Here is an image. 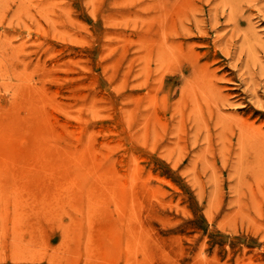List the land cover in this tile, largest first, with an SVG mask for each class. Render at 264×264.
<instances>
[{
    "label": "rangeland",
    "instance_id": "1",
    "mask_svg": "<svg viewBox=\"0 0 264 264\" xmlns=\"http://www.w3.org/2000/svg\"><path fill=\"white\" fill-rule=\"evenodd\" d=\"M0 264H264V0H0Z\"/></svg>",
    "mask_w": 264,
    "mask_h": 264
},
{
    "label": "bare ground",
    "instance_id": "2",
    "mask_svg": "<svg viewBox=\"0 0 264 264\" xmlns=\"http://www.w3.org/2000/svg\"><path fill=\"white\" fill-rule=\"evenodd\" d=\"M95 88V87H94ZM35 100H37V99H35ZM41 101V100H40ZM30 102V101H29ZM45 103V102H44ZM43 106H46V105H43ZM42 107V106H41ZM43 108V107H42ZM69 108V107H68ZM41 109V108H40ZM50 111V110H49ZM48 111V112H49ZM20 113V112H19ZM43 113H44V111H43ZM51 114H53V113H51ZM39 115V114H38ZM48 115H49V113H48ZM47 115V116H48ZM55 115V114H54ZM41 115H39V117H40ZM68 116H70L69 114H68ZM25 117H26V114H25ZM39 117H37V118H39ZM42 117V116H41ZM50 117H52V116H50ZM35 119V118H34ZM41 119V118H40ZM48 119V118H47ZM24 119H22V121H23ZM39 120V119H38ZM49 120V119H48ZM71 120V119H70ZM16 121H18V120H16ZM27 121V120H26ZM34 121H36V120H34ZM64 121H66V120H64ZM19 122V121H18ZM31 122H32V120H31ZM30 122V123H31ZM37 122V121H36ZM34 123V122H33ZM20 124V123H19ZM78 124V123H77ZM74 125V124H73ZM52 127V126H51ZM73 128H75V127H73ZM45 132V131H44ZM82 133H84V132H82ZM18 137V136H17ZM41 142V141H40ZM44 146V145H43ZM74 146V145H73ZM34 147V146H33ZM35 147H36V145H35ZM12 154V153H11ZM42 154V153H41ZM40 155V154H39ZM48 155V154H47ZM40 156H42V155H40ZM39 156V157H40ZM56 158V157H55ZM7 159V158H6ZM13 159V158H12ZM11 159V160H12ZM92 159H93V157H92ZM18 165V164H17ZM107 168V167H106ZM111 168V167H110ZM42 169H43V167H42ZM99 171V170H98ZM103 171V170H102ZM108 171V170H107ZM45 172V171H44ZM96 172V171H95ZM104 172V171H103ZM128 172V171H127ZM97 173V172H96ZM103 174V173H102ZM70 177V176H69ZM94 177V176H93ZM128 179V178H127ZM126 182H127V180H126ZM68 183V182H67ZM70 183V182H69ZM128 184V183H127ZM70 185V184H69ZM78 185V184H77ZM78 188V187H77ZM83 188V187H82ZM154 191V190H153ZM58 209V208H57ZM56 211V210H55ZM60 211V210H59ZM80 214V213H79ZM89 220V219H88ZM92 220V219H91ZM89 222V221H88ZM92 222V221H91ZM68 237V236H67ZM93 237V236H92ZM95 237V236H94ZM103 240V239H102ZM82 246V245H81ZM122 254H123V252H122ZM119 260H121V259H119ZM118 260V263H120V261ZM108 262V261H107ZM112 262V261H111Z\"/></svg>",
    "mask_w": 264,
    "mask_h": 264
}]
</instances>
